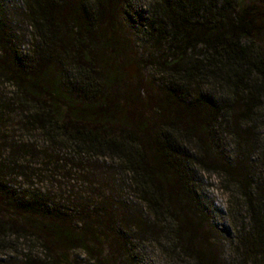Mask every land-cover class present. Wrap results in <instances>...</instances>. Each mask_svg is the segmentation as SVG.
<instances>
[{"label": "trees", "instance_id": "trees-1", "mask_svg": "<svg viewBox=\"0 0 264 264\" xmlns=\"http://www.w3.org/2000/svg\"><path fill=\"white\" fill-rule=\"evenodd\" d=\"M135 37L149 55L129 78ZM16 129L42 143L6 144ZM27 156L101 162L100 193L17 186ZM16 263L264 264V0H0V264Z\"/></svg>", "mask_w": 264, "mask_h": 264}, {"label": "rangeland", "instance_id": "rangeland-1", "mask_svg": "<svg viewBox=\"0 0 264 264\" xmlns=\"http://www.w3.org/2000/svg\"><path fill=\"white\" fill-rule=\"evenodd\" d=\"M129 47H131V52L136 61L126 62L121 65V68L127 67L132 63L138 65L139 62L137 60H146L149 55V50L145 47L144 42L140 37H135L133 45ZM125 74L126 77L131 78L127 72H125ZM129 82L133 83L134 81L130 80ZM11 90L12 88L9 86H5V91L8 96H10ZM29 135L30 134L22 133L20 130L17 131L16 129L13 132L6 131L2 140L6 139L4 141L6 144L11 142L20 145L19 143H21V141H27L29 145L36 143L40 146L42 139L38 136V133L36 132L30 137ZM25 137L30 139L25 140ZM62 152L65 154L67 151H61V153ZM5 155L6 157L10 156L6 153ZM17 164L19 165V168L15 170V173L18 176L16 178L13 177L17 186L18 184H21L23 189L40 190L42 193L49 194L63 205H66L68 200H71V197L73 198L74 196L80 198V201H84L99 194L100 191L97 189V185L99 180L105 178H101L102 174H100V172L103 168L101 162L90 163L91 167L86 163L87 169L85 172H82V170L75 166V164L72 166L71 162H67V166L64 167L66 170L63 171L62 166V170L59 173L57 170L55 173V171L52 170L53 168L51 165H43V161H39L38 159L29 156L26 158H20ZM63 165H65V163H63ZM68 169L72 170L70 171ZM212 183L210 190L215 194L219 203L224 202V194L218 190L217 183L214 182V180ZM78 256H82V254L79 253Z\"/></svg>", "mask_w": 264, "mask_h": 264}, {"label": "water", "instance_id": "water-1", "mask_svg": "<svg viewBox=\"0 0 264 264\" xmlns=\"http://www.w3.org/2000/svg\"><path fill=\"white\" fill-rule=\"evenodd\" d=\"M122 70L127 72L128 75L132 77L138 76L139 74V67L135 63H132L127 67H123Z\"/></svg>", "mask_w": 264, "mask_h": 264}]
</instances>
